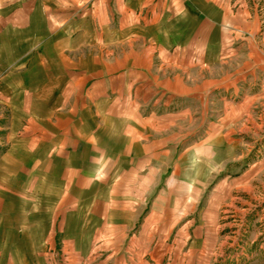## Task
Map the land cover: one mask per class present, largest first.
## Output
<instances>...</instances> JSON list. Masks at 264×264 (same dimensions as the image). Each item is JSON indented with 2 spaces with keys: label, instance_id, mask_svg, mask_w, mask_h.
<instances>
[{
  "label": "crops",
  "instance_id": "obj_1",
  "mask_svg": "<svg viewBox=\"0 0 264 264\" xmlns=\"http://www.w3.org/2000/svg\"><path fill=\"white\" fill-rule=\"evenodd\" d=\"M258 28L244 0H0V264H82L101 224L112 232L98 239L125 245L93 264H212L214 237L150 234L139 211L196 104L244 80L194 71L223 65L227 45H256ZM207 126L202 173L237 159L225 180L242 189L244 159Z\"/></svg>",
  "mask_w": 264,
  "mask_h": 264
},
{
  "label": "rangeland",
  "instance_id": "obj_2",
  "mask_svg": "<svg viewBox=\"0 0 264 264\" xmlns=\"http://www.w3.org/2000/svg\"><path fill=\"white\" fill-rule=\"evenodd\" d=\"M244 1L250 16L258 22L256 45H243L238 50L239 45H227L223 65L210 73L194 71L196 81L204 78L217 80L225 76L232 79L240 73H243L244 80L226 92L219 88L210 89L205 101L196 104L192 115L195 124H180V143L176 156H173L178 161H172L166 169L168 162L164 160L161 163L163 176L146 179L148 193L141 201L142 211H139L142 218L146 216L151 220L147 226L150 234L157 232L158 236L170 238L184 228L185 234L190 236L194 233L202 239L209 235L214 237L212 264H264V0ZM245 63L249 66L258 63V67L254 66L246 73L245 70L251 67ZM208 122L211 123L210 133L215 137L232 138L237 155L244 159L240 162L241 171L246 168L242 189H236L232 179L225 180L226 175L240 172L237 159L210 172V175L202 173L207 172V168L200 156L203 146L198 143L208 132ZM193 148L197 152L191 154ZM151 165V173H158L160 163ZM170 171L175 174L168 179ZM197 173L201 177H196ZM116 182L122 185L137 183L133 178H120ZM102 198L104 202H100L98 212L106 215L109 210L103 203L109 200L106 195ZM99 221L101 223L103 219L100 217ZM89 228L91 232L87 234L92 233V240L83 242L82 264L101 262L114 246L125 245L118 240L98 239L112 232L107 225L97 227L98 236H94L96 227ZM137 231V226L131 227L123 231V236Z\"/></svg>",
  "mask_w": 264,
  "mask_h": 264
}]
</instances>
